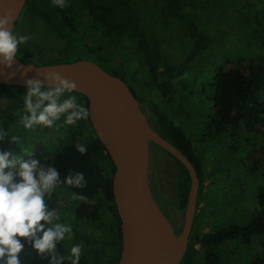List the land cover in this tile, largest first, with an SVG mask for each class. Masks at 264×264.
Masks as SVG:
<instances>
[{
  "label": "trees",
  "instance_id": "trees-1",
  "mask_svg": "<svg viewBox=\"0 0 264 264\" xmlns=\"http://www.w3.org/2000/svg\"><path fill=\"white\" fill-rule=\"evenodd\" d=\"M115 1L117 0H66L67 6L60 8L53 4V0H28L23 12L32 8L36 15L45 19L62 37L68 39L70 46L64 51L46 50L40 54L43 58L39 57L37 60L28 59L29 53L21 47L17 57L23 63L37 65L90 59L110 74L125 80L120 67L123 64V52L129 49L133 54L141 56L149 68L151 80L168 96L176 80L182 75L190 74L194 60L204 55L211 42L210 39L206 40L205 34L264 33V0H166L170 14L186 24L189 33L200 37L195 41L184 63L186 67L173 75L175 70L171 66L166 68V72L160 71L159 63L149 49L145 28L139 23V15L135 10L136 1H128L130 18L125 21H117L104 12V9L111 7L110 2ZM14 31L15 27L13 33ZM247 47L251 48V43ZM129 85L143 104L152 127L191 160L199 176L200 188L194 224L180 264H233V251L224 249L228 242L234 241L238 244L240 239L248 240L250 237L264 245V212L254 214L246 225H210L208 231L203 230L206 223L201 217L203 205L201 209L200 206L204 200L207 182L206 164L193 139L195 137L188 134L185 128L168 112L161 110L159 105L137 94L133 83ZM212 86L215 89L214 111L205 122L206 133L203 134V139H218L221 135L234 137L233 135H239L242 130L250 127L264 132V56L236 53L234 59L216 69ZM25 92L26 86L0 83V97L19 99L17 106L0 114V131L8 132L17 122L19 116L14 113L24 109ZM68 96H75L78 103L89 108V99L84 94L74 91L66 93L62 99ZM145 104L148 105V111ZM64 119L65 116H62L61 122L56 124L55 128L65 132L66 144L62 139L56 140L52 148L43 155L32 154V158L40 160L42 167H56L62 179L69 172L84 173L86 188H73L67 184L62 186L68 192L86 197L76 208L77 219L92 220L96 223L98 236L93 251L84 259L85 264H118L122 249V231L113 192L115 163L97 136L90 117L77 121L75 125L64 124ZM44 129L45 127H42L40 133H46ZM77 143L87 146L85 155L76 151ZM155 146L161 151H166L157 144ZM169 155L177 163L178 173L173 175V180L180 201L179 207L185 213L191 177L187 167L174 155ZM106 212L111 214L109 222H106L104 217ZM174 230L176 233L181 232L177 228ZM58 249L65 257L68 256L62 242L58 244ZM22 260L24 264H47V261L36 257L28 245L25 253H22ZM252 264H264V253L254 259Z\"/></svg>",
  "mask_w": 264,
  "mask_h": 264
},
{
  "label": "rangeland",
  "instance_id": "rangeland-1",
  "mask_svg": "<svg viewBox=\"0 0 264 264\" xmlns=\"http://www.w3.org/2000/svg\"><path fill=\"white\" fill-rule=\"evenodd\" d=\"M117 1L110 2L111 7L104 9V12L117 21L129 20V0ZM134 1L137 3L135 10L139 15V23L145 28L149 49L159 63L160 71L166 72V68L171 66L175 70L172 74H177L186 67L184 63L195 41L200 37L189 33L186 24L170 14L166 0ZM14 34L31 36V39L21 46L29 53L30 60L43 58L40 54L46 50L58 52L70 46L69 40L62 37L45 19L36 15L32 8L21 13ZM207 34L206 40L210 39L211 42L204 55L194 60L190 74L182 75L176 80L168 96L151 80L149 68L141 56L125 49L127 53L123 52V64L120 67L126 82L133 83L137 94L159 105L160 109L168 112L188 134L195 137L193 139L206 164L207 182L204 200L200 206L201 209L203 205L201 217L206 223L204 231H208L210 225H246L254 214L264 212V132L250 127L242 130L239 135H233L234 137L221 135L218 139H203V134L206 133L205 122L214 111L215 89L212 82L216 69L234 59L238 52L264 56V33ZM249 43L251 48L247 47ZM18 101L17 98L1 96L0 114L13 109L18 105ZM145 108L148 111V105L145 104ZM24 114V109L14 113L19 117L8 131L9 135L20 137L19 146L12 142L9 136L5 141H0V150H10L16 155H43L52 148L56 140L67 139L65 132L55 128V125L45 128L46 133H40L43 126H37L33 130L24 129L20 123ZM60 122L61 120L56 124ZM64 143L66 144V141ZM152 154L155 159L151 167L155 171L154 178L159 194L169 217L181 231L184 213L179 207L175 181L170 178L176 172V163L167 151H161L155 145L152 147ZM73 195L75 194L61 186L47 199L50 209H54L60 216V222L68 223L72 227L73 239L62 242L68 255L72 245H83L80 264H85L84 259L93 251L98 232L95 221L77 219L76 208L81 199H72ZM104 217L106 222L111 220V214L108 212ZM233 242L224 245L225 250L233 251V264H252L254 259L264 253V245L250 237L248 240L240 239L238 244Z\"/></svg>",
  "mask_w": 264,
  "mask_h": 264
},
{
  "label": "clouds",
  "instance_id": "clouds-1",
  "mask_svg": "<svg viewBox=\"0 0 264 264\" xmlns=\"http://www.w3.org/2000/svg\"><path fill=\"white\" fill-rule=\"evenodd\" d=\"M53 4L60 8L67 6L66 0H53ZM13 20L11 9L0 15V64L7 68L13 67L19 49L31 39V36L13 33ZM27 71L31 68H26L22 75L26 76ZM15 74L10 73V76ZM38 75L43 79L25 80V114L20 120L24 129L52 128L62 116L66 125L89 119L90 109L78 103L75 96L62 99L66 93L77 90L75 81L57 71L38 72ZM9 136L19 146L20 137L0 131V141ZM75 147L81 155L87 153L86 145L77 143ZM64 184L80 189L87 187L83 172H69L62 179L56 167H42L40 160L32 158V153L16 155L10 150H0V264H24L22 253L26 245L47 264H80L83 245H72L67 257L58 249V244L73 239V230L70 224L60 222V216L50 209L47 199ZM72 199L86 197L73 195Z\"/></svg>",
  "mask_w": 264,
  "mask_h": 264
},
{
  "label": "water",
  "instance_id": "water-1",
  "mask_svg": "<svg viewBox=\"0 0 264 264\" xmlns=\"http://www.w3.org/2000/svg\"><path fill=\"white\" fill-rule=\"evenodd\" d=\"M27 2L28 0H13L11 8L14 12L12 31ZM29 67L31 71H27L26 76L22 75ZM45 71H57L70 81H75L76 91L88 97L93 128L115 163L113 192L122 231V249L118 264H143L140 247L145 248V245L138 235V229L144 223L147 206H150L157 216L163 217L168 227L182 241L181 249L174 254H163L153 248H148V252L158 257L162 264H180L188 247L200 188L198 173L191 160L152 127L143 104L127 82L120 76L110 74L93 60L81 59L73 62L37 65L23 63L17 57L12 68L0 64V83L25 86L27 78L36 77L42 80L43 76L38 75V72L43 74ZM10 73L16 74L10 76ZM104 98H109L117 103L131 119L132 132L128 147L123 144L119 136L116 123ZM153 144L161 146L178 158L187 167L191 177L183 227L180 233L175 232L152 193L149 166Z\"/></svg>",
  "mask_w": 264,
  "mask_h": 264
},
{
  "label": "bare ground",
  "instance_id": "bare-ground-1",
  "mask_svg": "<svg viewBox=\"0 0 264 264\" xmlns=\"http://www.w3.org/2000/svg\"><path fill=\"white\" fill-rule=\"evenodd\" d=\"M13 0H0V15L11 9ZM112 117L117 126L119 136L123 144L128 147L131 140L132 122L120 106L109 98H104ZM138 235L145 245L140 247L143 264H162V261L150 254L148 248H153L163 254H174L182 247L181 238L169 227L166 220L157 216L150 206H147L144 223L138 229Z\"/></svg>",
  "mask_w": 264,
  "mask_h": 264
},
{
  "label": "flooded vegetation",
  "instance_id": "flooded-vegetation-1",
  "mask_svg": "<svg viewBox=\"0 0 264 264\" xmlns=\"http://www.w3.org/2000/svg\"><path fill=\"white\" fill-rule=\"evenodd\" d=\"M126 81V80H125ZM127 84L129 85V83L127 82ZM130 86V85H129ZM155 145V144H153ZM172 157V156H171ZM155 159V156L153 154H151V160H150V166H149V174H150V185H151V189H152V193L155 197V199L157 200L160 208L162 209L163 213L167 216V218L169 219V221L171 222L172 226L174 227V229H176L177 227L175 226V224L173 223L172 219L168 216V213H167V210H166V207H165V204L163 203L162 201V198L159 194V189H158V185L155 181V178H154V174H155V171H153L152 167H151V164L152 162L154 161ZM172 159L174 160V158L172 157ZM175 161V160H174ZM176 163V161H175ZM178 173V167H177V163H176V172L174 174ZM172 174L170 176L171 179H173V175ZM199 177V176H198ZM114 214V213H113ZM112 214V215H113ZM184 216H185V213H184ZM88 221V220H87ZM184 221V219H183Z\"/></svg>",
  "mask_w": 264,
  "mask_h": 264
}]
</instances>
